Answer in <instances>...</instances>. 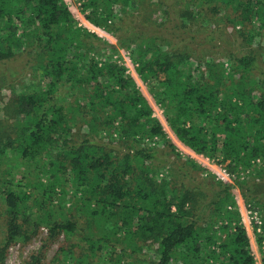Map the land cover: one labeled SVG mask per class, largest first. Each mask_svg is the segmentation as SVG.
<instances>
[{"label":"trees","instance_id":"1","mask_svg":"<svg viewBox=\"0 0 264 264\" xmlns=\"http://www.w3.org/2000/svg\"><path fill=\"white\" fill-rule=\"evenodd\" d=\"M75 1L116 45L79 27L66 0H0V264L40 229L23 264H41L61 236L52 264H252L227 206L236 186L264 220V71L253 55L218 51L228 71L212 56L223 26L264 43V0ZM118 49L138 81L113 60ZM17 57L26 76L6 86ZM176 143L226 163L234 185L199 182ZM162 149L181 165L160 177Z\"/></svg>","mask_w":264,"mask_h":264},{"label":"built area","instance_id":"2","mask_svg":"<svg viewBox=\"0 0 264 264\" xmlns=\"http://www.w3.org/2000/svg\"><path fill=\"white\" fill-rule=\"evenodd\" d=\"M79 27L86 28L90 33H95L105 41V35L102 30L90 27H84L78 23ZM113 60L120 66L126 68L125 74L133 77L136 81L137 76L134 68L137 66L133 63L131 54L127 50H118L115 55H113ZM143 85V84H142ZM139 88V86H138ZM152 119L159 121L163 134L165 138L169 141H174V135L170 131L167 121L164 116L163 109L159 105L152 104ZM151 144L152 147L156 146L157 137H154L152 140H146ZM175 153L181 159L189 160L193 162L196 166L201 169V176L204 178L212 179L215 182H219L225 185H234L235 175L228 171L226 168V163H221L219 158L210 157L205 154L195 153L194 151L184 148L179 143H176ZM261 164L259 160L255 162V165ZM258 166V165H257ZM251 171L246 170L243 173H240V180H244L248 173ZM163 175L160 174V177ZM233 205L227 206V210L237 214L238 220L232 221L229 225L232 229V232L235 231V227L241 228L245 235L249 238L250 249L249 257L252 261V264H264V220L259 211L253 202L245 201L239 189L234 186L233 188ZM222 225H228V222L219 223L215 230L217 231V245L220 241L224 240L225 234H222L219 231V227ZM212 250L218 252L216 246H212ZM217 264V263H213Z\"/></svg>","mask_w":264,"mask_h":264},{"label":"rangeland","instance_id":"3","mask_svg":"<svg viewBox=\"0 0 264 264\" xmlns=\"http://www.w3.org/2000/svg\"><path fill=\"white\" fill-rule=\"evenodd\" d=\"M66 3L75 12L74 14L75 19L78 21V23H80L84 27L86 26V27L94 28L93 26H91L89 23L86 22L83 14L80 11L81 7L75 0H66ZM236 31H238V29H230V28H225V26H223L219 34L217 36L215 35L214 37L215 39L216 38L218 39L213 43L215 47L214 51L217 53L218 51L221 52L224 49L226 53L231 52L236 55L237 54L253 55L257 59L260 71H264V43H261L259 46H254V45L251 46ZM104 35L105 37H107L105 38V42H107L108 44L116 45V40L112 35L106 34V33H104ZM177 41H174V42H177ZM196 47L197 46L194 44L193 48L196 49ZM118 50H123V49H118ZM212 57L219 58L221 60L226 61L225 68L227 71L230 69L232 64L226 59V57L220 56L218 55V53L216 54V56H212ZM24 60H25L24 57H17L13 62L9 63V65L6 66L8 70L5 72V74L9 76L8 78H6V80L4 79L5 81L4 83L6 86H8L9 84L17 85L20 83L22 77L26 76V75H22L25 73L21 71ZM1 73L3 72L1 71ZM11 73H14L16 77L11 78L12 77L10 76ZM138 86H139V89L142 91V93L145 94L148 101H150L151 104H154L153 101L151 100V97L148 95L146 91V87L142 85L140 82H138ZM9 94H10V91L9 89H7V87L2 88L1 96H4L5 98H7L9 97ZM158 157L161 160H164V164H162L163 167L161 170V174L163 176L170 169H173L175 171L176 166L181 165V162L179 161V159H176L173 155L168 154L166 152V149L165 150L162 149V151L158 153ZM203 178L204 177H199L198 181L207 182L211 180L208 178H204L208 180H201ZM211 181L213 182V180ZM239 193L241 194L243 198V194H245L244 191L239 189ZM232 195H233V192H232ZM46 237H47V231L45 229H40L38 234L27 244H24V245L15 244V245L10 246L8 249L7 255H6L5 264H23L26 260L30 258V256L40 251V248L43 245ZM63 241H64L63 237L61 236L58 238V240L55 243L51 244L49 247L46 248V250H44L43 260L41 264H52V260L56 254V251L59 245Z\"/></svg>","mask_w":264,"mask_h":264}]
</instances>
